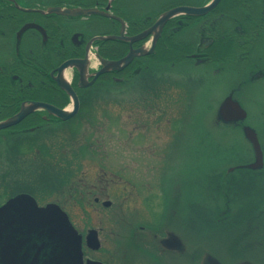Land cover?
Wrapping results in <instances>:
<instances>
[{"label":"flooded vegetation","instance_id":"obj_1","mask_svg":"<svg viewBox=\"0 0 264 264\" xmlns=\"http://www.w3.org/2000/svg\"><path fill=\"white\" fill-rule=\"evenodd\" d=\"M137 1L27 0L22 4L0 0V166L4 168L0 207L21 195L34 198L40 207L58 205L81 235L84 264H122L120 252L126 248L132 250L134 264H181L191 239L209 242L215 235L221 242H232L230 249L235 254L239 243L253 242L259 228L254 219L264 217V212L258 210L248 218L243 232L225 241L212 219L221 210L217 192L199 190L191 201L182 186L166 191L165 183L174 178L168 173L169 164L167 173L165 167L176 135L175 116L161 113L141 124L144 112L129 110L126 100L109 91L116 84L129 90L127 82L142 70L168 65L160 60L163 53L157 47L171 20L176 25L167 38L183 39L185 53L203 59L214 54L221 64L249 71L254 81L264 79V0H221L211 14L177 15L165 24L152 53L98 74L104 68L103 59L120 60L132 49H151L154 33L129 38L152 27L163 12L179 6L201 7L210 0L201 6L184 0L166 2L149 17L135 12ZM51 7H97L104 13L71 16L48 12ZM76 24L80 28L72 30ZM203 33L212 39L201 44ZM109 36L115 38H103ZM214 39H218L217 46L210 48ZM163 51L174 50L167 46ZM228 53L229 57L224 56ZM112 102L118 106L112 107ZM16 118L20 119L10 122ZM80 119L84 120L77 123ZM148 122L157 126L149 127ZM160 135L167 140L163 149ZM59 137L69 143H58ZM123 139L131 141L129 146L121 143ZM26 151L34 163H41L42 171L54 177L42 171L33 176L14 175L18 170L9 165L18 157L26 161ZM48 179L62 181L54 194L44 188ZM17 210L24 213L27 208ZM4 211L0 209V264H43V259L35 261L37 255H31L28 245L19 243L26 242V218ZM116 224L123 231L121 239L109 232ZM209 249L224 264H255L248 252L251 249L237 263L226 249L219 253ZM223 251L228 257L222 256ZM195 263L201 264V259Z\"/></svg>","mask_w":264,"mask_h":264},{"label":"rangeland","instance_id":"obj_2","mask_svg":"<svg viewBox=\"0 0 264 264\" xmlns=\"http://www.w3.org/2000/svg\"><path fill=\"white\" fill-rule=\"evenodd\" d=\"M18 1L24 4L27 0ZM171 1L181 0H138L135 12L147 17L156 15L162 4ZM184 1L201 6L205 0ZM76 28H80V24L74 25L72 30ZM204 39L208 42L212 37H206L203 33L201 44ZM167 63L168 65L160 64L158 67L152 65L148 70H142L139 75L127 82L129 90L121 88L125 86L119 84L112 85L109 94L117 95V99L126 100L129 110L144 112L143 118L140 117L141 124L146 122V118L161 113H164V116L167 113L170 117L175 116V122H172L176 133L174 145L170 147L169 158L165 156V159H169L165 173L169 164L168 173L174 178L165 183L166 191L169 193L173 188L182 186V191L190 193L191 201L199 194V190L217 192L219 194L217 203H220L221 210L215 214V218H211L217 222L223 239L230 240L247 228L250 216L255 215L258 210L264 212V79L254 81L249 71L237 69L232 64L200 59L186 63ZM99 104L103 105L102 102ZM224 105H228L230 114L222 109ZM113 106H118V103L112 102ZM246 117L245 123L236 120ZM83 120H77V123ZM127 120L129 121V118ZM163 122L166 124L165 120ZM129 124L130 127H134L133 122ZM148 126L157 125L148 122ZM160 128V131L164 130V126L161 125ZM249 128L255 130L263 152L262 169H258V172H251L247 169L249 166L245 168L256 160L254 144L246 134ZM97 130L99 131L98 128ZM160 137L162 138L160 143L163 144L160 148L163 149L167 140L165 135ZM55 141L60 144L69 143L64 137H59ZM109 142L112 143L110 140ZM121 143L129 146L131 141L123 139ZM28 152L30 153L24 152L26 161L18 157L9 165L18 170L14 175L28 173L33 176L42 171V165L39 166L41 163H34L31 153L28 157ZM42 172L46 177H54L50 176L49 172ZM0 173H4L2 166ZM61 183L59 179H48L47 188L43 187L54 194L56 192L54 189ZM198 206L203 208V204ZM250 208L254 209L252 213L247 212ZM254 221L258 223L259 228L253 234V242H233L239 243L235 254L231 253L232 242H221L219 235L212 237L209 242L191 239L185 249V263L181 264H196L199 259L201 264H221L218 254L209 248L217 249L215 252L218 253L221 249H226L236 263L243 260V254L251 249L248 252L255 258V264L257 261L264 264V217L255 218ZM108 229L109 232L115 233L114 237L121 239L123 231L119 225L114 229L111 227ZM174 239H178L175 234ZM174 239L172 241L176 242ZM133 255L130 248L121 251L122 264H134L136 258ZM222 256L228 257L224 251Z\"/></svg>","mask_w":264,"mask_h":264},{"label":"water","instance_id":"obj_3","mask_svg":"<svg viewBox=\"0 0 264 264\" xmlns=\"http://www.w3.org/2000/svg\"><path fill=\"white\" fill-rule=\"evenodd\" d=\"M220 1L221 0H211L208 4L201 7L179 6L163 12L152 27L137 36L129 38L130 40L141 39L152 32L154 33V38L151 49L148 50L145 47L135 50L132 49L124 58L120 60L109 61L103 59L102 64L104 68L98 72V74L111 69H120L121 67L128 65L137 55L152 53L162 34L165 24L173 17L180 14L195 16L205 15L212 11ZM48 12H56L71 16L90 13H104L98 8L74 9L62 7H51L48 9ZM103 38H115V36ZM70 64L78 65L79 63L70 62ZM223 108L228 113V105L222 106V109ZM59 113L65 115V112L62 110H60ZM19 119L20 118L12 119L10 122H16ZM246 134L253 142L256 152V160L254 163L250 164L249 167H261L263 164V152L257 134L252 128H249L246 131ZM19 207H26L27 211L24 213L22 211L21 213L17 210ZM0 209L5 210L4 213L7 215L24 216L26 218L27 229L24 236L26 242L19 243L28 245L27 249L31 250V255L36 253V262L43 259V264H84L81 236L73 227L68 215L58 205L51 203L44 207H40L34 198L28 195H21L11 199L4 206L0 207Z\"/></svg>","mask_w":264,"mask_h":264},{"label":"trees","instance_id":"obj_4","mask_svg":"<svg viewBox=\"0 0 264 264\" xmlns=\"http://www.w3.org/2000/svg\"><path fill=\"white\" fill-rule=\"evenodd\" d=\"M212 13V12H211ZM210 13V14H211ZM183 19V18H182ZM174 20H171L168 25L165 28L164 34L162 36V38L160 39L159 43H158V47H157V51L159 52L160 55L163 56H159L160 60L162 61H167V62H181V61H189L190 59H194V55L192 54H187L183 51V49L185 48V45L182 43L183 39H181L182 42L178 41L177 39H175L174 41H171V38L168 37L167 38V34L170 30H172V27L175 26L176 24H173ZM184 22V21H183ZM182 22V24H183ZM180 25V24H179ZM211 25L215 24L212 23ZM184 25H182L183 27ZM176 32H179V34L182 31V29H176ZM179 37H183V35L181 34ZM218 39H214V41L209 45L210 48L216 47L217 46V41ZM167 46H170L174 51L172 52H164L163 49L166 48ZM224 56H228L229 57V53L228 54H224ZM210 58L212 61H221L219 60V58L217 59L214 54L210 55V56H205ZM228 58L226 57L224 60H227ZM252 172H255V170H251Z\"/></svg>","mask_w":264,"mask_h":264}]
</instances>
